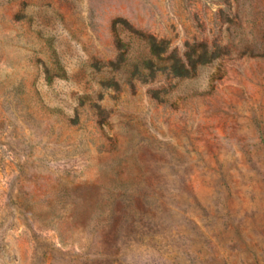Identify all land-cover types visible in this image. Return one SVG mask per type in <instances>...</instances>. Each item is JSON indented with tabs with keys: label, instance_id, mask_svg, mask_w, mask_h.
<instances>
[{
	"label": "rangeland",
	"instance_id": "rangeland-1",
	"mask_svg": "<svg viewBox=\"0 0 264 264\" xmlns=\"http://www.w3.org/2000/svg\"><path fill=\"white\" fill-rule=\"evenodd\" d=\"M0 264H264V0H0Z\"/></svg>",
	"mask_w": 264,
	"mask_h": 264
}]
</instances>
